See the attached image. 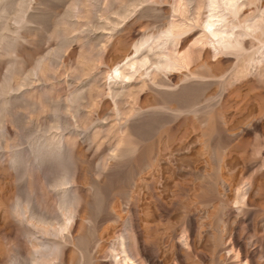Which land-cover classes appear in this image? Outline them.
<instances>
[{"label": "rangeland", "instance_id": "obj_1", "mask_svg": "<svg viewBox=\"0 0 264 264\" xmlns=\"http://www.w3.org/2000/svg\"><path fill=\"white\" fill-rule=\"evenodd\" d=\"M175 1L0 0V264L41 255L29 237L53 241L56 264H124L109 249L119 235L128 264H264V61L240 73V55L204 45L172 82L129 84L126 119L105 90L142 35L182 20L185 50L201 33V0L181 14ZM124 121L132 149L111 155ZM63 173V189L50 187ZM60 199L73 208L64 233L31 224L60 221Z\"/></svg>", "mask_w": 264, "mask_h": 264}, {"label": "bare ground", "instance_id": "obj_2", "mask_svg": "<svg viewBox=\"0 0 264 264\" xmlns=\"http://www.w3.org/2000/svg\"><path fill=\"white\" fill-rule=\"evenodd\" d=\"M183 1L184 2H182V0H176L172 6V10L174 12L175 11L178 12L179 14H181V12L184 9L186 10V7L188 5L187 3L191 1L188 0H183ZM254 1L257 0H201L200 4L204 8V16L201 19H199L201 33L197 34L198 36L196 35L197 37L193 38L194 39L193 41L191 39L192 43H189L190 45L185 50H180V48L178 49L176 47V42L178 41L177 38L182 32L186 31L187 26H189L182 20L181 21H176L174 19L171 21L169 20L170 22L166 23L167 25H165V27L162 30L155 32L154 34L142 35L133 44V52L131 56L127 57L126 60L121 64L120 63L115 64L109 70L108 73L109 79H107L108 83L105 86V90L106 92L109 93V96H111V99L114 102L115 114H117V116H121V118L123 117L125 119L128 118L127 114H129L130 112L126 113V111H121L119 109L120 107L118 108L117 106L118 104L117 100L118 99L121 100L122 98H125L126 95L128 96L132 92L130 89H126V87L129 84L134 83L137 79L142 84L145 82L157 86L162 84H168L172 78L169 76L170 71L172 69L177 70L179 68H184L186 69V71H189L188 64L192 59L198 58V56L201 54V50L204 45H207L211 49L212 53H216L218 51H224V52L233 53L234 55H236L235 57H238L240 55L241 56L240 68L238 66V70L240 71V73H243L245 71L248 72V69H251L250 68L251 66L262 63V61H264V4L262 3L261 5L256 4L255 8L251 13H249L243 19L240 18L242 7L249 5ZM125 5L126 4H124V8L127 9ZM130 6L131 5H129V7ZM125 9L123 11V14L124 12L127 13L128 11ZM128 13H130V10L128 11ZM123 14L122 15L117 14V16L120 18L125 17V15L123 16ZM114 15H116V12ZM115 22L116 21H113L112 25L113 24L116 25ZM108 23H110V20ZM245 37H249V39L251 38L252 40L257 41L260 44H258L255 50L248 51L246 48L250 47L251 44L245 45L244 42ZM236 64L239 65V63ZM192 82L193 81H191V83ZM157 89L159 91L172 92V90L165 89L162 87L161 88L158 87ZM99 93L100 92L98 91V94ZM80 97L81 96L77 93L74 94L71 93L68 96L67 100L74 101L79 99ZM130 98H132L131 102L133 100V104L132 103L131 104L134 105L135 104L134 99H136V94L133 95V97L131 96ZM68 108L69 107H64V111L66 112L65 113L66 115L68 114L67 112L69 111ZM61 110L63 111V108ZM62 124L64 126L69 125L67 121H62ZM119 125L120 126L117 128V132H116V134L118 133L117 143L115 142L116 146L113 145L114 147L113 148L111 147L109 151V154L111 155L115 154L119 156L132 149V146L129 143L123 142L125 136L128 134V132H130L127 131L130 123L128 121H124V123H120ZM2 126L3 125L0 124V128ZM52 126L53 129L55 130L57 129L54 127V125ZM49 129H51V127ZM1 131L2 130H0V132ZM48 141L50 144L56 143L57 135L55 133L50 132L48 136ZM69 181H70V175L68 173H63L58 179H56L55 181H51L48 184L50 187H62L63 189L64 184ZM57 204H58V208L60 209L59 212L62 216V219L60 221H56L54 223L51 219L45 220V218L33 217L30 218L31 224L38 227L43 232L51 233L53 235H58L62 232L63 229H67L68 225H70L69 223H71L70 221L73 215L72 205L70 204L69 201L65 199H60ZM24 209L25 206L19 204L17 205V207L14 208V212L21 213L24 211ZM63 238H64V234H63ZM29 242L31 248L34 251L39 252V254H41L38 255L35 252H33L32 255L30 254L31 258L29 264H40L39 262L42 260H45V262L47 260L48 264L57 263V261L54 259L55 255L53 254V248L55 246L53 241L46 243L29 237ZM122 243L123 241L121 240V237L119 235V238L116 239L110 245L109 249L111 251L117 249L116 252L117 251L121 252V261L124 262V264H128L126 260L129 261L130 260L129 257L131 256L129 255L128 257L126 252L123 251L124 248H122L121 246H123L124 244L122 245ZM110 254H112L111 256H113L114 255L113 251ZM245 262L237 263V264H246ZM129 264H133L132 261H130Z\"/></svg>", "mask_w": 264, "mask_h": 264}]
</instances>
